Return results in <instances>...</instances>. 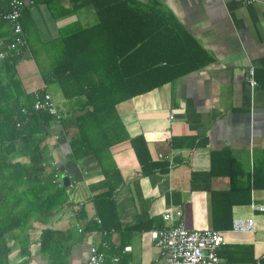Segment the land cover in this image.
Here are the masks:
<instances>
[{"label":"crops","instance_id":"crops-1","mask_svg":"<svg viewBox=\"0 0 264 264\" xmlns=\"http://www.w3.org/2000/svg\"><path fill=\"white\" fill-rule=\"evenodd\" d=\"M23 1L26 45L18 52L17 76L26 93L48 92L64 115L60 123L50 121L45 150L61 184L62 176L69 179L62 184L68 205L46 224L34 221L29 238L13 243L9 263L60 264V253L54 260L41 250L40 231L48 227L66 240L59 246L65 264H80L92 243L104 241L107 262L119 256L114 264H166L149 232L164 225L165 211L180 209L186 228L224 233L217 264H264V211L257 208L264 205V7L238 0H127L169 17L189 38L188 49L206 62L117 103L100 133L103 150L78 161L71 159V142L84 111L45 77L60 57L79 54L81 41H88L84 53L96 52L101 33L81 29L99 23L97 10L87 0ZM8 10L9 0H0V16ZM10 28L0 22V41ZM111 35H104V54H112ZM249 67L258 82L253 89L245 79ZM134 144L146 147L152 161L168 162V169L144 174ZM237 217L253 218L255 230L233 231ZM127 245L131 250L122 252Z\"/></svg>","mask_w":264,"mask_h":264},{"label":"trees","instance_id":"trees-1","mask_svg":"<svg viewBox=\"0 0 264 264\" xmlns=\"http://www.w3.org/2000/svg\"><path fill=\"white\" fill-rule=\"evenodd\" d=\"M86 4L96 8L99 23L81 30L101 33L102 40L94 41L99 47L95 53L86 54L83 48L88 41H81L80 53L60 57L45 77L58 82L63 96L84 111L76 117L78 135L71 142V159L78 161L92 151L97 155L103 150L100 133L106 115L117 103L177 79L206 62L188 49L189 38L155 7L145 8L127 0H87ZM24 12L25 8L20 17L22 28ZM2 15L3 26L9 22ZM109 32L113 51L104 54L103 38ZM19 58L13 52L0 59V264H10L13 243L29 238L34 221L46 224L68 205L66 187L55 177L58 170L46 156L45 140L53 117L47 111H21L30 107L35 95L24 91L17 76ZM134 146L144 174L168 169V162L152 161L146 147ZM59 235L58 231L42 228L41 250L52 254L54 260L60 253L58 259L62 261L58 263L65 264V252L59 246L66 240H60ZM21 245L24 253L25 246Z\"/></svg>","mask_w":264,"mask_h":264},{"label":"built area","instance_id":"built-area-1","mask_svg":"<svg viewBox=\"0 0 264 264\" xmlns=\"http://www.w3.org/2000/svg\"><path fill=\"white\" fill-rule=\"evenodd\" d=\"M243 3H259L264 7V0H238ZM26 4L23 0H9V10L2 15L11 26L10 34L0 41V59L8 54L19 52L26 45V38L20 24V17ZM245 79L251 89L258 84L255 78L254 67H249L245 73ZM22 112L47 111L53 121L60 123L64 115L58 110L51 95L44 92H36L35 99L30 107H22ZM55 161L51 164L55 166ZM55 177H58L55 174ZM264 211V205H257ZM164 225L150 230V238L161 254L166 264H217L219 261L217 250L226 243L225 235L220 230L199 229L190 230L182 221L180 209H169L162 215ZM253 218L237 217L232 220V230L238 232H252L255 230ZM109 248L107 242L92 243L88 257L80 264H114L118 262L119 256H113L107 262L106 251ZM131 250V246H124L122 252Z\"/></svg>","mask_w":264,"mask_h":264},{"label":"water","instance_id":"water-1","mask_svg":"<svg viewBox=\"0 0 264 264\" xmlns=\"http://www.w3.org/2000/svg\"><path fill=\"white\" fill-rule=\"evenodd\" d=\"M62 181H63L62 184H63L64 186H66V185L68 184L69 179H68L67 176H62Z\"/></svg>","mask_w":264,"mask_h":264}]
</instances>
